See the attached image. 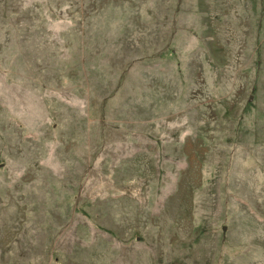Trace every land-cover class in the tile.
Returning a JSON list of instances; mask_svg holds the SVG:
<instances>
[{"label": "rangeland", "instance_id": "obj_1", "mask_svg": "<svg viewBox=\"0 0 264 264\" xmlns=\"http://www.w3.org/2000/svg\"><path fill=\"white\" fill-rule=\"evenodd\" d=\"M0 264H264V0H0Z\"/></svg>", "mask_w": 264, "mask_h": 264}]
</instances>
